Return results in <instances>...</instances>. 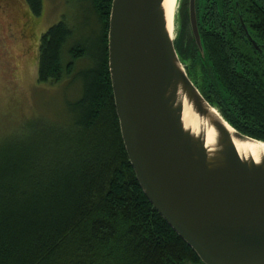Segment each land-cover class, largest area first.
Instances as JSON below:
<instances>
[{
    "label": "trees",
    "instance_id": "1",
    "mask_svg": "<svg viewBox=\"0 0 264 264\" xmlns=\"http://www.w3.org/2000/svg\"><path fill=\"white\" fill-rule=\"evenodd\" d=\"M213 1L198 19L205 55L192 35L188 0L182 1L175 39L179 58L226 121L264 141V57L242 33H234L236 26L222 27L225 0ZM26 2L33 15H41L43 0ZM86 2L97 19L94 34L87 25L86 37L77 40L61 20L39 45L40 84L68 78L81 85L78 95L65 98L68 119L45 123L59 121L55 112L0 141V264H205L140 185L122 137L110 73L113 0ZM229 3L230 20L241 9L253 37L264 41V0Z\"/></svg>",
    "mask_w": 264,
    "mask_h": 264
},
{
    "label": "water",
    "instance_id": "2",
    "mask_svg": "<svg viewBox=\"0 0 264 264\" xmlns=\"http://www.w3.org/2000/svg\"><path fill=\"white\" fill-rule=\"evenodd\" d=\"M164 1L112 3L109 65L130 162L154 208L205 264H264V158L243 157L235 138L264 141L212 113L179 58ZM196 5L188 0L189 23L205 55ZM185 100L216 130L212 155L204 133L185 126Z\"/></svg>",
    "mask_w": 264,
    "mask_h": 264
},
{
    "label": "rangeland",
    "instance_id": "3",
    "mask_svg": "<svg viewBox=\"0 0 264 264\" xmlns=\"http://www.w3.org/2000/svg\"><path fill=\"white\" fill-rule=\"evenodd\" d=\"M179 8L175 19L177 37L181 16ZM41 15L30 11L26 0H0V141L2 137L19 133L31 121L44 116L60 119L49 124H61L65 115L66 97L74 98L81 90L80 83L40 84L39 45L41 37L53 25L66 20L75 30L76 39L86 37L85 26L98 30L96 17L86 0H43ZM79 66V63H78ZM83 65H80L82 67ZM56 121V122H55Z\"/></svg>",
    "mask_w": 264,
    "mask_h": 264
},
{
    "label": "bare ground",
    "instance_id": "4",
    "mask_svg": "<svg viewBox=\"0 0 264 264\" xmlns=\"http://www.w3.org/2000/svg\"><path fill=\"white\" fill-rule=\"evenodd\" d=\"M178 7V0H165L164 10L166 11V17L168 21V27L170 31H173L175 25V17ZM213 114H215L219 120L225 125V127L234 132L229 124L222 121L221 114L216 108H211ZM184 123L185 126L191 129L194 133H204L206 138V145L209 149L210 154H213V148L216 145L217 133L213 126H211L205 119L200 118L188 100L184 101ZM235 143L238 151L243 157H254L259 161L262 157L264 158V143L255 141H242L235 138Z\"/></svg>",
    "mask_w": 264,
    "mask_h": 264
},
{
    "label": "flooded vegetation",
    "instance_id": "5",
    "mask_svg": "<svg viewBox=\"0 0 264 264\" xmlns=\"http://www.w3.org/2000/svg\"><path fill=\"white\" fill-rule=\"evenodd\" d=\"M230 1L231 0L223 1V10H224V12L226 11L225 16L227 15V17H226L227 21L221 23L222 27L226 30H231V29H233L234 26H236L237 31H234V33H236V34L242 33L243 38H245L246 41H248V43L253 47L254 51H256V53H258L260 56L262 55L264 57V41L256 40L253 37L252 29L250 28V26L247 23L248 17L243 16L241 9H239L240 11L238 10V15H239L238 19L236 18V20H235V18L232 17L231 18L232 20H230V15H231L232 10H233V5H231V3H229ZM211 3H214V1L213 0H198L197 5H196L197 18L198 19L202 20L204 18L206 8H208V6ZM225 16H223V17H225ZM198 22H199V20H198ZM198 25H199V23H198ZM249 29H250V31H249ZM249 35H251L252 38L256 40L257 44L259 45L258 48L253 43V41H251ZM259 41L262 42V44Z\"/></svg>",
    "mask_w": 264,
    "mask_h": 264
}]
</instances>
